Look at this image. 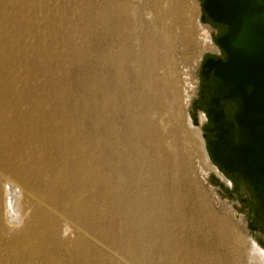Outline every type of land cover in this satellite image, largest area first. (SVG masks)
I'll use <instances>...</instances> for the list:
<instances>
[{"label":"rangeland","instance_id":"obj_1","mask_svg":"<svg viewBox=\"0 0 264 264\" xmlns=\"http://www.w3.org/2000/svg\"><path fill=\"white\" fill-rule=\"evenodd\" d=\"M202 2L0 0V159L26 172L34 243L52 263L246 264L254 204L204 166L187 121L205 108L214 51ZM225 31L213 26L215 43ZM7 232L0 264L28 240Z\"/></svg>","mask_w":264,"mask_h":264},{"label":"water","instance_id":"obj_2","mask_svg":"<svg viewBox=\"0 0 264 264\" xmlns=\"http://www.w3.org/2000/svg\"><path fill=\"white\" fill-rule=\"evenodd\" d=\"M201 10L204 21L226 28L216 39L223 57L210 56L201 67L211 124L205 130L213 133L208 152L223 174L236 176L233 191L249 188L264 226V0H203Z\"/></svg>","mask_w":264,"mask_h":264},{"label":"bare ground","instance_id":"obj_3","mask_svg":"<svg viewBox=\"0 0 264 264\" xmlns=\"http://www.w3.org/2000/svg\"><path fill=\"white\" fill-rule=\"evenodd\" d=\"M204 34H205V38H204V41L202 42V45L204 47H208V46L212 45L211 35H210L209 31H207V30L203 33V35ZM187 84H189L191 86L195 85L192 82H187ZM1 114H2V112H1V108H0V117H1ZM200 119H201V122H204V116L202 114H201ZM187 121H188L189 128L191 129V131L193 133L192 135L195 138L194 140L198 144V148L200 150L202 162H203L204 166L213 170L215 173H217L221 176L220 177L219 175H217L218 177L225 178V179H223V178L222 179L225 180L227 182V184L229 185V187L231 188V190H233L235 187V183L230 178H228L227 175L223 174L221 172V170L211 160L209 152H208V148H207V142H206L205 138L203 137L201 129L193 123L192 119L189 116L187 118ZM1 129L2 128L0 125V138H1ZM0 144H1V141H0ZM1 148H2V146L0 145V150H2ZM79 150H82V149H79ZM62 157H63V159H65L66 152L63 153ZM12 172H15L16 177H17L16 179L12 178V176L10 174ZM85 173L89 174V170H86ZM44 175L45 174H43L41 176L44 178ZM25 178H27V175L23 169L18 168L14 164L8 163L6 161V159H5V161L3 158L0 159V232L7 230L8 231L7 233L13 234L16 239L21 235L28 237V240L25 243V245L22 246L19 243H17L13 247L11 258H12V262L14 264H31V263H33V262H29V261L26 262V261L22 260V257H23L22 255H23L25 248H29V249H32L35 251L42 252V254H44V256L42 257L43 258V264H54V263H52V257L49 256L47 254V252L44 251L39 246V244L34 243L35 241L33 239L34 238L33 237L34 236L33 227H32L31 220L28 218V211L29 210L26 207V200H29L32 197L34 198V195H33V193L31 194L30 187H28L26 185V182H25L26 180H24ZM66 180H67V178H66ZM52 182H54L53 179H52L51 183ZM239 192L244 197L249 198L254 203L255 199L252 197L251 191L249 190L248 187H245V186L240 187ZM35 200L36 199H34V201ZM49 200H50L49 202L52 204V206H55L57 204V199H55L54 195H51ZM35 205H36L37 209H40L42 204L39 200H37ZM76 206H77L76 208H78L80 211H83L85 209L84 204L81 202L79 204H77ZM51 212H52V210H51ZM60 218H62V216H60ZM22 222L24 223L23 226L18 227V225ZM73 226H74V224H73ZM48 228H49V224L47 223L46 230ZM76 228H78V227H76ZM111 230H113V229H111ZM1 235H3V233ZM45 236H46L45 232H43V235H42L43 240H45ZM4 238H5V236H4ZM246 243L248 244V247H249V251L247 253L246 264H264V233L261 232L260 230H256V231L250 230L249 235L246 237ZM97 244L100 245V243H97Z\"/></svg>","mask_w":264,"mask_h":264},{"label":"built area","instance_id":"obj_4","mask_svg":"<svg viewBox=\"0 0 264 264\" xmlns=\"http://www.w3.org/2000/svg\"><path fill=\"white\" fill-rule=\"evenodd\" d=\"M198 26L200 27L199 30L201 31V35H203V33L206 30L209 31V33L211 35V39H212V42H213V48L212 49L214 50L213 53H211L212 57H215V58L223 57V55H224L223 51L217 45V43L214 42L213 37H212L213 26L210 25L208 22L204 21L202 19V15L198 19ZM202 28H204V29H202ZM199 90H200L199 81H197V83H195L194 86H191V85H189V84H187L185 82V85L183 87V101H184V103H185V105H186L187 108H190L191 106H193V104H195L196 100L198 99ZM201 114L204 116V122H201V119H200ZM193 122L196 125H200V126H203L204 124L209 123L206 112H204L203 110H201L199 112V117L196 118L195 121H193Z\"/></svg>","mask_w":264,"mask_h":264},{"label":"flooded vegetation","instance_id":"obj_5","mask_svg":"<svg viewBox=\"0 0 264 264\" xmlns=\"http://www.w3.org/2000/svg\"><path fill=\"white\" fill-rule=\"evenodd\" d=\"M208 134H211V135H213V133H210V132H208ZM230 178H232L234 181H237L238 182V180H237V178H236V176L235 175H228ZM258 223H260V222H258ZM259 226H263L261 223H260V225ZM264 227V226H263Z\"/></svg>","mask_w":264,"mask_h":264}]
</instances>
